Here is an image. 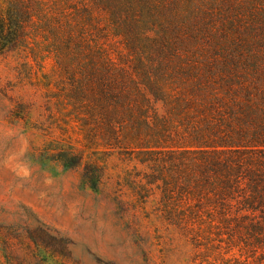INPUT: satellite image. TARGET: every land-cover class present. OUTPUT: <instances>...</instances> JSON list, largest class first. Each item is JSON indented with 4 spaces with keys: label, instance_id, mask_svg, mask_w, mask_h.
<instances>
[{
    "label": "trees",
    "instance_id": "16d2710c",
    "mask_svg": "<svg viewBox=\"0 0 264 264\" xmlns=\"http://www.w3.org/2000/svg\"><path fill=\"white\" fill-rule=\"evenodd\" d=\"M1 3L0 55L54 21L72 38L81 13L94 35L76 47L79 100L105 146L130 152L126 171L147 172L167 224L233 239L227 264H264V30L254 44L208 46L203 0Z\"/></svg>",
    "mask_w": 264,
    "mask_h": 264
},
{
    "label": "rangeland",
    "instance_id": "374dc122",
    "mask_svg": "<svg viewBox=\"0 0 264 264\" xmlns=\"http://www.w3.org/2000/svg\"><path fill=\"white\" fill-rule=\"evenodd\" d=\"M203 2L208 46L254 44L264 30L259 0ZM73 13L72 38L54 21L0 55V264H227L235 241L167 224L162 191L126 171L130 152L105 146L83 112L76 47L94 34Z\"/></svg>",
    "mask_w": 264,
    "mask_h": 264
}]
</instances>
